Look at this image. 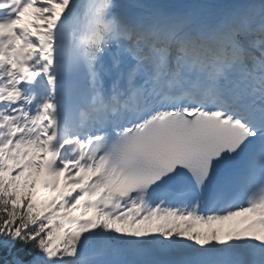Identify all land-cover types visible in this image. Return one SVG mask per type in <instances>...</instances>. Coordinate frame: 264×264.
<instances>
[{
    "label": "snow or ice",
    "instance_id": "snow-or-ice-1",
    "mask_svg": "<svg viewBox=\"0 0 264 264\" xmlns=\"http://www.w3.org/2000/svg\"><path fill=\"white\" fill-rule=\"evenodd\" d=\"M0 264H264V0H0Z\"/></svg>",
    "mask_w": 264,
    "mask_h": 264
},
{
    "label": "rangeland",
    "instance_id": "rangeland-1",
    "mask_svg": "<svg viewBox=\"0 0 264 264\" xmlns=\"http://www.w3.org/2000/svg\"><path fill=\"white\" fill-rule=\"evenodd\" d=\"M229 223H231V222H226V223L223 224V225H215V227H222V228H224L225 230H227L229 227H231V226H229ZM198 230H199V231H202V232H207V231H209V226H200V227L198 228Z\"/></svg>",
    "mask_w": 264,
    "mask_h": 264
}]
</instances>
